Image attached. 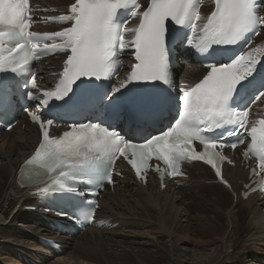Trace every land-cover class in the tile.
Instances as JSON below:
<instances>
[{"label":"bare ground","instance_id":"1","mask_svg":"<svg viewBox=\"0 0 264 264\" xmlns=\"http://www.w3.org/2000/svg\"><path fill=\"white\" fill-rule=\"evenodd\" d=\"M59 1L65 3L70 0ZM189 74L194 76L195 71ZM16 130L0 136L9 146L10 153L16 150L18 152L10 165L3 162L0 165V236L18 243L26 257L39 259L46 257L40 253L43 251L40 242L42 238L49 237L62 243L60 252L44 251L47 256L50 254L58 257L55 264H236L232 260V254L236 255L239 246L243 245L242 250H246L254 244L251 243L253 239L257 240V243L264 241L261 239L264 237V200L256 196L245 200L239 194L240 185L237 177H245L247 173L242 169H229L233 189L239 194L236 200L235 194L224 186L207 185L202 179L209 175V171L200 165H196L195 168L202 172L191 182H186L187 187L160 191L153 183L142 187L127 178L122 181L125 183L124 189L120 185L114 192L103 194L100 201L102 205L100 217L112 224H118L117 230L126 227L128 230L142 233L155 231L157 236L154 240L128 239L120 237L122 235L107 236L104 231L108 228L102 230L89 228L83 234L75 236L61 234L50 226L52 221L44 216H33L26 209L27 206L38 205V202L28 189L21 188L17 175L19 164L28 153L35 135L31 130L25 144L16 143L13 138ZM7 174H11L9 179ZM187 191H190L189 195ZM229 197L233 202L229 203ZM197 201L198 204L195 205ZM140 207L143 211H140ZM228 208L230 214L224 212ZM241 210L247 212L243 225L240 223ZM181 214L184 215V219L179 217ZM221 214L225 217V224L221 222ZM17 219H21L19 227L13 224ZM190 233H195L196 237L199 236L208 243L220 237L221 243L214 251L215 255L203 257L193 252L189 259L187 242H190ZM164 235L166 240L162 239ZM242 236L244 239L241 244ZM180 241L186 243L180 245ZM4 246L3 249L7 250L11 247L8 244ZM26 246L35 247L36 250L30 248V252L23 248ZM17 252L14 251L16 257ZM237 255L238 258L242 257L240 259L242 264H254L252 255ZM2 260L0 256V261ZM16 260L17 258L12 259V262Z\"/></svg>","mask_w":264,"mask_h":264},{"label":"rangeland","instance_id":"2","mask_svg":"<svg viewBox=\"0 0 264 264\" xmlns=\"http://www.w3.org/2000/svg\"><path fill=\"white\" fill-rule=\"evenodd\" d=\"M13 136H14L13 138L15 139V142L16 143L25 144L28 141L27 140V137H23L22 136V138H18L17 133L14 134ZM8 147L9 146L7 145V143H5V141H3V140L0 141V165L2 164V162L10 165L12 159H15L16 156H17V153H18L17 150H16V152H11L10 153L9 150H8L9 149ZM197 173H198V171L195 172V174H197ZM10 176H11V174H7V178L8 179H9ZM207 180L210 181L209 179H207ZM208 189H206V191H208ZM187 194L189 195L190 194V191H187ZM228 200H229V203L231 201L233 202V199L231 197H229ZM197 204H198V201L195 203V205H197ZM195 205H191V206H195ZM141 208L142 207H140V211H143V209H141ZM224 212H226L227 214H230L229 208L226 209ZM38 216H42V215H38ZM179 217L182 218V219L185 218L184 215L182 216V214ZM240 217H241L240 218L241 219L240 223L243 225V223H244V221L246 220V217H247V212H245V210H241L240 211ZM220 219H221V222L223 224H225V217H223L222 214L220 215ZM9 220H11V217L9 218ZM20 222H21V219H17V220L14 221L13 224L14 225H17V227H19V223ZM117 229H118V224H117V227H112L110 229H106V231H104V234L107 235V236H112V235L120 236V235H122L120 237H123L124 236V238H128V239H142V240H154V239H156L155 237L157 236L156 233H155V231H150L152 233H142V231L139 232L137 230H128V229H126V227H122V229H120V230H117ZM227 230H226V233L228 234L229 233V229H227ZM1 237L2 236H0V252H1L0 253V256H1V259H3V260L0 261V264H55L56 263V258L58 259V257H54V256H52L50 254H48V256H47V254L44 253V251H42V250L40 251V253L46 255V257H44L42 259L34 258V257L33 258L32 257H26L23 254L22 249L18 247L19 246L18 243H16L13 240H8L6 238H3V237L1 238ZM189 238H190V242H187V245L189 246V249H188L189 251H187L188 252V255L187 256H188L189 259L192 257L193 252H194L195 255H196V253H199L200 255H203V257H205V255H209V256H211L213 254L215 255L214 251L216 250L217 246L221 243L220 237H217L215 241H209L210 243H208L207 240H203L199 236L196 237V234L195 233H190ZM189 238H187V239H189ZM162 239H165L166 240V235H164L162 237ZM243 239H244V236H242L240 238V243L241 244L243 243ZM261 239H264V237H262ZM170 240H171V237H170ZM211 242H214V243H211ZM257 242H258L257 240H254L253 239V241L251 243H254V244H252L246 250H242L243 249V245L239 246L240 249H238V251L235 253L236 255L232 254V260L236 264H242V260H240L242 257H239L238 258V255L237 254H239V255H241V254H250L254 258V260H253V263L254 264H264V241H263V243H257ZM183 243L185 244L186 241H180L179 242L180 245H182ZM4 244L10 245L11 246L10 247L11 250L10 249L7 250L5 248L3 249V247H5ZM214 246H216V247H214ZM12 247L14 249H12ZM23 248L29 250L30 252H31V249L30 248H32L33 250H36L35 247L34 248L33 247L28 248L26 246V247H23ZM14 251H18L17 252L18 253V257L14 256ZM235 257H237V258H235ZM9 258L11 260H9ZM16 258H17V260L15 262L14 261L12 262V259H16ZM68 264H71V263H68Z\"/></svg>","mask_w":264,"mask_h":264}]
</instances>
